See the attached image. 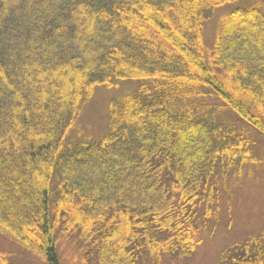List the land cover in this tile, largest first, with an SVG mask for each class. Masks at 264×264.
<instances>
[{"label": "trees", "instance_id": "1", "mask_svg": "<svg viewBox=\"0 0 264 264\" xmlns=\"http://www.w3.org/2000/svg\"><path fill=\"white\" fill-rule=\"evenodd\" d=\"M125 81L105 134L76 139ZM250 128L264 135V0H0V236L47 264L60 235L83 264L190 256L197 208L255 161ZM217 261L264 264V234Z\"/></svg>", "mask_w": 264, "mask_h": 264}, {"label": "rangeland", "instance_id": "2", "mask_svg": "<svg viewBox=\"0 0 264 264\" xmlns=\"http://www.w3.org/2000/svg\"><path fill=\"white\" fill-rule=\"evenodd\" d=\"M232 7L234 5H226L208 23L206 43L209 47L220 15ZM236 35L237 30L231 33V37ZM258 37L254 34L252 38ZM207 59L210 60L208 56ZM132 85L131 81H125L119 88L98 90L84 107L73 131L74 137H86L85 140L101 138L109 126L111 99ZM35 122H39L38 118ZM250 131L257 142L255 161L246 166L242 175H231L225 183H221L211 206L203 204L197 208L194 236L199 242L194 252L186 257L163 253L157 264H218V255L224 248L234 242L246 240L252 234H264V135L253 128ZM189 142L196 143V140L191 138ZM31 168L40 170L35 165H31ZM57 248L61 264H83V251L76 237L60 235ZM3 258H9L17 264H47L43 256L27 251L14 241L0 236V260ZM147 264L154 263L147 261Z\"/></svg>", "mask_w": 264, "mask_h": 264}]
</instances>
